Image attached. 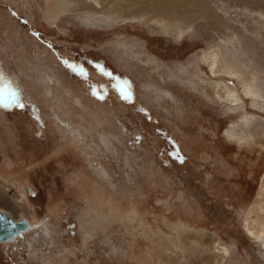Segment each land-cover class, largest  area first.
I'll use <instances>...</instances> for the list:
<instances>
[{
  "label": "rangeland",
  "instance_id": "rangeland-1",
  "mask_svg": "<svg viewBox=\"0 0 264 264\" xmlns=\"http://www.w3.org/2000/svg\"><path fill=\"white\" fill-rule=\"evenodd\" d=\"M216 4L223 39L240 33L254 52L246 39L232 56L231 43L192 30L177 37L143 20L54 15L55 0H0V73L26 105L0 107V189L20 204L19 188L27 203L3 210L43 223L0 245V264H165L150 237L182 225L205 245L175 252L178 264H264L263 238L243 227L264 176V11ZM217 47L261 85L258 103L240 80L210 74L204 54ZM124 81L130 103L113 87ZM218 82L242 103L219 98ZM95 211L105 220L94 225ZM215 242L232 254L221 261Z\"/></svg>",
  "mask_w": 264,
  "mask_h": 264
},
{
  "label": "bare ground",
  "instance_id": "bare-ground-1",
  "mask_svg": "<svg viewBox=\"0 0 264 264\" xmlns=\"http://www.w3.org/2000/svg\"><path fill=\"white\" fill-rule=\"evenodd\" d=\"M217 2H221L222 4V13L226 12V9L230 8L229 6L238 9L243 8L250 14L257 13L260 15L264 11V0H55L54 15L64 10H69L81 12L83 15L87 16L83 17V19L87 21L90 19L88 15H98L103 20L110 18L113 22L120 23V25L124 22L126 23V21L143 20L157 25L159 29L155 27L156 30L164 33H174L177 37L181 36L184 32L192 30L193 33L206 36L212 42H215L217 38L223 39L222 33L224 29H229L228 23L224 20L225 18L218 13L220 10L217 12L215 9ZM212 3H214L215 6H213ZM243 39L246 38L238 33L234 35L232 39L226 38L222 41L225 40L226 44H232L233 51L231 54L235 56L234 52L236 51V45ZM245 44L253 52L258 48L256 43L252 40L246 39ZM230 50L229 47L225 49L217 47L204 54V61L207 64L210 74L215 76L227 75L229 78L240 80L243 87V96L249 97L253 103H258L255 99L259 98L261 95V85L259 86L257 84L256 79H251L241 74L240 68L242 65H240L241 67L239 69L236 68V64L233 63L231 57H228L226 53V51ZM261 61H264V54L261 57ZM215 85L218 91L223 93L222 97L218 92L216 95L222 98L223 101L225 97L227 101L226 104L232 106L242 103V97L239 96V93H236L234 88L227 87L226 84H222L221 82L215 83ZM245 113L246 114L240 118L242 126L248 125L251 119V117L248 118L249 115H247V111H245ZM233 129L234 127H230V130ZM6 191L7 186H3V188L0 189V212L4 211L3 208H8L9 211L17 210L18 212L25 213L26 211L23 207L27 205L26 197L19 191V188L16 189V192L21 198H24V200L21 199L20 204L16 201L17 196H14L13 199L9 198L5 193ZM257 199L258 200L254 203L256 210L252 208V211H248L244 218L243 227L250 236L257 239L263 238L264 240V176ZM3 213L8 215L6 211ZM95 213L96 219L94 225L105 220V216H102L97 211H95ZM86 216L91 218L89 213L86 214ZM9 217L12 218L11 216ZM32 220L33 218L27 220L29 224L27 230L22 231L20 235L14 236L11 240L0 241V245L9 244L13 240H17L28 233L30 234V232H39L38 230L43 223L34 222ZM85 225H87V223H85ZM85 225L82 226L83 229L90 230L86 228ZM143 229H146L145 224H143ZM201 235V232L191 231L188 226L182 225L176 226V231L173 235L163 234L150 238L156 248L163 252L166 250L165 255L168 256L169 259L164 258L165 256H160L162 262L165 264H178V261H175L174 253H189L194 249L196 244L204 246L205 244L201 242ZM214 248L217 250L216 257L221 261L232 254L231 247L221 242H217Z\"/></svg>",
  "mask_w": 264,
  "mask_h": 264
},
{
  "label": "snow or ice",
  "instance_id": "snow-or-ice-1",
  "mask_svg": "<svg viewBox=\"0 0 264 264\" xmlns=\"http://www.w3.org/2000/svg\"><path fill=\"white\" fill-rule=\"evenodd\" d=\"M70 67L78 75L86 76V71L82 67L78 65H71ZM97 69L101 71L102 74L108 76L112 75L111 73L105 72L99 65H97ZM113 87L121 100L129 103L133 101L134 94L129 82L114 83ZM101 88L103 89V86H101ZM104 93H106V89L101 93H97L95 90L93 91V94L96 95L98 99H104ZM25 106L21 93L17 90L14 83L4 76V74L0 73V107L23 109ZM177 158L182 162V157L177 156Z\"/></svg>",
  "mask_w": 264,
  "mask_h": 264
},
{
  "label": "water",
  "instance_id": "water-1",
  "mask_svg": "<svg viewBox=\"0 0 264 264\" xmlns=\"http://www.w3.org/2000/svg\"><path fill=\"white\" fill-rule=\"evenodd\" d=\"M28 228L29 224L25 218L12 219L0 212V241L11 240Z\"/></svg>",
  "mask_w": 264,
  "mask_h": 264
}]
</instances>
